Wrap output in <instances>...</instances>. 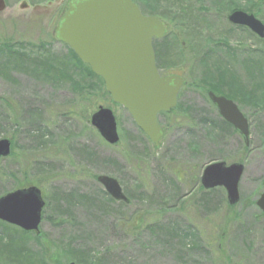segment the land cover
I'll list each match as a JSON object with an SVG mask.
<instances>
[{
	"label": "rangeland",
	"instance_id": "1",
	"mask_svg": "<svg viewBox=\"0 0 264 264\" xmlns=\"http://www.w3.org/2000/svg\"><path fill=\"white\" fill-rule=\"evenodd\" d=\"M133 1L166 26L158 69L184 79L179 108L159 116L158 146L56 39L69 0H0V139L14 143L0 160V197L35 185L45 200L38 232L0 225V264H264V107L254 100L264 95V37L228 20L241 10L264 24V0ZM209 90L248 119V146ZM99 106L117 119L115 145L91 125ZM215 161L244 164L238 204L203 189ZM101 174L130 202L114 200Z\"/></svg>",
	"mask_w": 264,
	"mask_h": 264
},
{
	"label": "water",
	"instance_id": "2",
	"mask_svg": "<svg viewBox=\"0 0 264 264\" xmlns=\"http://www.w3.org/2000/svg\"><path fill=\"white\" fill-rule=\"evenodd\" d=\"M228 20L264 37V24L253 14L236 10ZM164 33L162 21L143 14L133 0H70L56 29V39L68 45L104 80L112 100L129 112L137 127L156 146L164 134L158 116L176 107L184 84L180 76L163 77L158 72L153 39L162 38ZM208 96L220 116L249 145L248 119L238 105L211 91ZM90 121L107 143L119 142L117 119L110 108L99 106ZM11 147L10 139H0V159L10 155ZM244 169V164L238 162H212L203 169L201 184L206 190L224 188L229 204L236 205L240 201L239 183ZM97 181L114 200L130 202L115 177L101 174ZM256 204L264 212V191ZM44 207L39 187L17 188L0 197V221L24 231L38 232Z\"/></svg>",
	"mask_w": 264,
	"mask_h": 264
},
{
	"label": "trees",
	"instance_id": "3",
	"mask_svg": "<svg viewBox=\"0 0 264 264\" xmlns=\"http://www.w3.org/2000/svg\"><path fill=\"white\" fill-rule=\"evenodd\" d=\"M60 22V21H59ZM59 24V23H58ZM66 45V44H65ZM11 45H9V46H4V48H3V50L5 49L6 51H8V52H11V47H10ZM68 49H69V51H70V53L72 54V56H73V58H74V60L76 61V63H79L80 64V66L81 67H83V68H85V70H86V72L88 73V76L90 77V76H92V77H94V78H96L97 80H99V82H100V85H102L103 86V88L105 87V83H104V81H103V79L101 78V77H99L98 75H96L92 70H91V68H90V66L89 65H87V64H85V63H83L80 59H79V57L76 55V53L68 46ZM38 55H39V53H38ZM39 56H41V55H39ZM42 56H46V55H42ZM59 67L61 68V69H63V71L65 72H67L68 71V69H69V67H67V66H65V65H59ZM39 70L41 71V72H43V73H47L49 70H47L45 67H44V65H43V63L41 62L40 63V65H39ZM51 70L52 71H55L53 68H51ZM106 90V89H105ZM209 91H213V90H209ZM214 93H216L215 91H213ZM106 93L108 94V95H110L107 91H106ZM262 93H264V92H262ZM255 95V98H257V99H254V100H259L260 101V103L262 104V106L261 107H264V101H262V98H263V96L264 95H261V94H254ZM253 100V99H252ZM179 108V104H177V106L174 108V109H172L171 111H169V112H162V113H160V115H171L172 113H174L177 109ZM227 125L228 126H230L228 123H227ZM231 127V126H230ZM14 145V143H12V146ZM12 155V152H11V154H10V156ZM9 156V157H10ZM212 190H214V189H212ZM107 202H112V200H111V198H108V200H107ZM0 225L1 226H6V227H12V228H14V229H16L15 227H13V226H11V225H8L7 223H5V222H2V221H0ZM26 232V231H25ZM26 235L27 234H29V232H26L25 233ZM1 239V241L0 242H3V238H0Z\"/></svg>",
	"mask_w": 264,
	"mask_h": 264
},
{
	"label": "flooded vegetation",
	"instance_id": "4",
	"mask_svg": "<svg viewBox=\"0 0 264 264\" xmlns=\"http://www.w3.org/2000/svg\"><path fill=\"white\" fill-rule=\"evenodd\" d=\"M163 23V22H162ZM164 24V23H163ZM165 26V25H164ZM165 32H166V26H165ZM165 37V34H164V36L162 37V38H164ZM162 38H160V39H156V38H154L153 39V46H154V50H155V45H156V43L159 41V40H161ZM155 54H156V50H155ZM156 63H157V57H156ZM157 68H158V66H157ZM158 72H159V74H160V76H170V75H174V74H165V73H162L159 69H158ZM177 76H179V75H177ZM215 106V105H214ZM216 107V106H215ZM216 109H217V107H216Z\"/></svg>",
	"mask_w": 264,
	"mask_h": 264
}]
</instances>
